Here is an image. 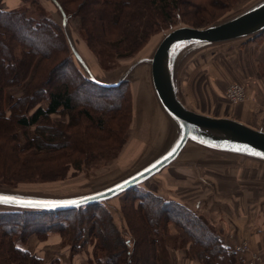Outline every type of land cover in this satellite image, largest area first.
Listing matches in <instances>:
<instances>
[{
	"label": "rangeland",
	"instance_id": "obj_1",
	"mask_svg": "<svg viewBox=\"0 0 264 264\" xmlns=\"http://www.w3.org/2000/svg\"><path fill=\"white\" fill-rule=\"evenodd\" d=\"M191 1L190 5H181L179 8L186 13V17H192V15H205L201 19L195 17L204 20L207 14H213L215 19L203 27H193L188 23L177 20L175 25L171 27L186 25L193 28H204L234 16L240 11L248 8L256 0H223L225 4L221 9L215 11L211 10L201 14H196L199 13L201 9H197L198 7L194 8L193 5L198 2L201 3L202 1L207 2V0ZM58 2L60 3V0ZM64 2L65 3H61L60 5L69 11L66 12L62 7L66 15H68L66 30L70 34L74 46L96 74L102 77L106 76L108 79H114L116 76L118 77L125 67L134 59L140 56H149L162 34L171 28H164L151 35L145 44L131 56L118 58L115 57V52L110 47L109 43L105 42L103 38L101 39L100 34L97 36L93 35V42L89 41L87 38L88 34H91L89 27L96 28V26H101V20L104 19L106 15V12L102 14L100 11L99 13L97 12V14L93 13L96 0L84 1V5L81 7V9L84 8L82 9L84 10L83 13L88 18L92 15V19L87 23L88 30L81 29L80 17L75 14L77 7H79L78 2L76 3L71 0H64ZM205 6L206 5L202 6V8ZM0 7L5 10H19L25 12V17L40 21L49 20L52 24L57 27L59 26L60 14L47 0H1ZM180 10H177L179 14L182 13ZM27 30L28 32L24 30L20 32L13 30V33H10L9 36V39L13 41V43L10 41L8 42L7 39L4 40V38L0 39V60L8 59V54L6 50H3V47H7L12 53L14 51L16 58H19L21 55L20 49L23 51L24 46L18 43H24L27 44V46H35L36 49L39 48L38 50H40L41 53L52 54L58 52L56 50L60 48V44L56 42V40L41 38V36H38L37 32L35 33L32 29H29V27ZM61 34L65 42L62 31ZM258 38L246 43L234 41L214 45L192 53L187 49L182 51L176 59V75L179 84L178 97L182 103L193 111L212 117H228L241 121L242 119H246L243 118V113L249 112H252L255 116V120L252 122H256L264 117V113H262L264 112V35L262 38ZM66 48L68 54L60 50V57L66 60L67 56L69 57L70 62L64 60V65H62L63 69L67 70L64 75L61 70L51 75V81L49 82L47 79L44 82V92L42 94L47 92L45 90H49V88L57 85V82L66 81L72 98L75 99L79 105L82 104L81 107L85 105L91 106L93 110V112L92 110L91 112L96 118L95 124L99 123L97 117L103 118L105 116L104 119L106 122L104 128L101 129H97V125L89 129L90 126L86 125L85 121L78 124L79 130H85L87 134L91 131V133H89L91 137L89 140L95 145L93 151L90 153L91 159L87 160L90 155L85 149L84 143L79 145L78 141L77 145L76 141L71 139H64L58 142L57 145L66 146L67 149L64 148V150H70L72 144L76 145L78 153L74 152L72 155L76 156L78 154V160L82 157V151L84 161H82L83 164L79 170L73 168L71 164L72 160L75 161L74 156L69 158L71 163H65V161H67L65 159L67 155L64 157L61 155L55 157L53 153L49 154V156L42 154L37 159L27 158L23 160V158H21L17 161L16 158L18 157L14 156L18 153L16 149L15 154H11L8 148L0 149V190H10L14 193L48 197L64 195L73 196L78 193L94 191L106 187L139 170L152 158L160 154L175 137V128L171 126L168 120H165L166 118L162 116L161 112L158 110V106L153 103L154 100L149 101L148 96L145 94L141 95L140 93L141 90L144 92L148 90L150 93L149 76L146 66L139 69L132 78L133 81H127L122 84L125 86H122L119 91L126 92L124 94L126 100L123 101L119 109V114L122 113V116L110 120L108 116L110 115V110L116 106L115 102L98 101L89 93L90 89L87 90L85 87H77L79 81L75 78L71 79L73 76L70 74L72 70H74V72L76 71L78 74H80V72L67 45ZM36 58L40 57L38 56ZM68 67L70 70H68ZM4 73V76H6V72ZM33 74L34 71L32 68L28 77L20 86L15 85L6 89L3 97V109L6 111V116H9L10 110H8V107L12 100L15 102L17 99L26 96L24 90L32 80ZM48 74L49 72L45 75L49 76ZM232 83L240 84L246 89V99L244 101L232 103L226 98L225 93L227 87ZM137 89L139 92H137ZM31 95L33 98V96L35 97L39 95V93H32ZM33 102L34 99L28 102L24 101V107L21 113H29L32 111L34 108H29ZM40 105L45 108L46 101H41ZM99 111H101L100 113L102 116H99ZM240 111L241 114H239ZM125 119L127 121L126 124ZM67 121V117L52 115L50 120H48V124L52 127L50 130L55 132L58 127L57 123H65ZM121 126H124L122 130L120 129ZM1 129L2 128H0V135H3ZM4 129H8V127ZM34 130V126L25 131L23 129H16V147L18 146L19 150H23L24 145L27 144L26 136L27 138L34 136ZM119 130H121L120 133ZM106 135L113 139H103L102 137ZM94 136H98L100 139ZM97 145L100 147L99 149L96 147ZM189 145L190 146L185 149L183 154L180 155V159L176 161V163L158 174L152 182H149L151 183L149 189L152 188L155 194L160 196L158 198H160L162 202L158 201L154 203L150 201V199H144L141 194L147 191L148 193L151 192L147 188L145 189L137 186V191H132V189L127 191L129 192L128 194L133 193L135 195L137 198H135V201L130 200L126 202V200L131 197H126L127 194L124 193L110 200L106 203L105 207L102 206L119 233L120 238L123 241L126 239L129 240L128 245H126L129 251H133V249L136 248L137 252H140V255L138 253L135 254V264H154V259L151 257L153 245L149 243V236L154 239L156 238L157 242H159L158 245L164 247L165 251L170 254L171 264H185L183 258L187 259L186 252L188 251L187 242L189 239H191V241L194 239L199 241V237H202L199 234V229L203 231H206L208 228L211 229L207 226L209 224L206 222L203 212L197 210L191 212L193 209L185 204L188 203L191 196L197 195V192H200L199 194L204 193L202 196L208 198L209 193L207 189L203 192V185L200 182L202 177L206 178L207 181L213 185H215V180L220 183L225 182L224 179L218 180L210 177V175L213 174L210 171L218 172L217 170H213L215 167L221 168L220 165L230 164V168L241 170L239 164L244 161V158L239 159L240 163H238V160L234 161L229 158L220 159L212 156L214 154L208 153L207 150L196 147L192 143H189ZM49 150L51 151V149ZM39 153L41 152L36 148H32L27 152L21 153V157L36 156ZM204 161H210L209 164L212 165L211 170H206L207 168H204ZM237 163L238 165H236ZM32 167H36V169L28 171V169ZM201 170L202 175H198ZM15 174H20L18 179H11L12 175ZM217 177L220 178L219 176ZM257 184L258 181L242 180L239 182V191L236 190L225 194L218 192L219 189L215 188L216 192L214 191V193H211V198L221 200L227 205L224 201L225 198H220L219 195H231V197L229 196L230 200H234L231 201V204L245 203L244 215L247 219L242 223H248L251 218L258 217L259 215L260 217L264 216V208H257L255 204L257 203V200L255 201L256 197L251 196L249 192L250 190L256 189L258 186ZM167 193H174L183 198V204L185 205V207L183 206V212L194 220V224L187 223L189 220H185L180 216V219L186 221L183 226L174 220V216H171L173 219L166 217V211H164L166 213H158V209H162L164 205H166V209H169V205L165 203L170 201V196ZM137 194L139 195L138 197L136 196ZM140 201L147 204L140 206L138 205ZM2 210L4 211V209ZM91 212L92 213L88 212L82 214L80 218L73 216V213L69 216L62 215L60 219L45 217L42 219L36 218L34 220L30 219L31 216L18 219L15 217V220H4L10 219L9 215L18 214L0 213V217L3 216V218H0L2 219L0 220V240L1 236L5 234V229L2 226L3 224L10 226L18 225V233L21 232L20 229H23L24 232H22L28 234L25 244L29 242L28 246L33 251H37L38 246L46 247L50 248L49 252L51 254L57 255L62 253V259L67 261V264H99L96 263V259L93 257V253L95 254L97 249L98 252L101 251L99 250L100 239L98 237L101 238L102 235H106L109 242H112L110 240V237H112V229L108 227L107 223L102 218L101 212ZM4 215L8 216L5 217ZM69 217H76L75 221L78 228L83 226L85 231L90 228L91 233L89 232V235L85 238L86 242L80 245L83 240L78 238H73L72 240V229H70V231L64 229L61 233L54 229V231L48 232V235H52L49 237L50 239H47L48 236L46 237L44 235L43 229L45 228L43 227H47L48 224L57 225L61 222L66 223ZM20 222L25 224L22 226ZM53 222L56 223L52 224ZM205 223H207V225ZM70 225L72 224L70 223ZM133 225L138 226V230L143 229V231L136 233L132 228ZM53 228L57 227L54 226ZM151 229L153 230L152 233ZM36 230L38 235L35 234ZM211 231L213 230L211 229ZM15 237L16 240L19 239V235L18 237L15 235L14 239ZM136 240L142 244L141 247L139 246L140 248L136 247ZM189 243L190 242H188V244ZM5 249L9 248H7L6 245L2 247V253L4 254L6 252ZM74 249H77L78 252H74ZM117 253L113 254L106 251L104 255L113 254L114 259L119 260L120 255ZM14 258H16L15 255H13L10 263H8L12 264ZM17 260L21 261L20 259ZM50 264L61 263L55 259L52 260Z\"/></svg>",
	"mask_w": 264,
	"mask_h": 264
},
{
	"label": "trees",
	"instance_id": "obj_2",
	"mask_svg": "<svg viewBox=\"0 0 264 264\" xmlns=\"http://www.w3.org/2000/svg\"><path fill=\"white\" fill-rule=\"evenodd\" d=\"M71 1L76 3L78 2L79 7H77L75 14L80 17L81 29L88 30L87 23H89V21L92 19V15L90 16V18H88L83 13L84 10L82 9L84 8L81 9L82 5H84V1L88 0ZM191 2V0H96V6H94L95 10L93 13L97 14V12L99 13L100 11L102 14L106 12V15L104 16L105 18L101 20V26H96L97 29L89 27L91 30V34H88L87 38L89 39V41L93 42V35L97 36L98 34H100L101 39L103 38L105 42H108L112 50H114L115 57H129L134 54L137 50H139L140 47L145 44V42L151 35L158 32L159 30L169 28L175 25L177 20L183 21L184 23H188L193 27H203L215 19L213 14H207V17L204 20L200 19L203 18V16L205 15H192V17H186V13L181 11L179 8L181 5H190ZM61 3H65L64 0H60V4ZM224 4L225 2L223 0H207V2H198L193 6L194 8L198 7L197 9H201L199 13H196L201 14L204 12L207 13L211 10L215 11L221 9ZM204 5L206 6L202 8V6ZM64 10L66 12H69L65 8ZM177 10H180L182 13L179 14ZM195 17L200 19H197ZM28 27L29 29H32V31H34L35 33L37 32L38 36H41V38L56 40V42L60 44V48L56 50L58 51L56 53H41V51L38 50L39 48L36 49L35 46H27V44L18 43L24 46L23 51L20 49L21 55L19 59L16 58L14 51L12 53V51L10 52L7 47H3V50H6V53L8 54V59L0 60V128H2L1 131L3 132V135H0V141L2 144H0V149L8 148L11 154H15L16 149L18 153H16V155L14 156L18 157L16 158L17 161H19L21 158H23V160H26L27 158L37 159L42 154H46L47 156H49V154L53 153L55 157H59V155L64 157L67 155L65 157V159L67 160L65 161V163H68L70 162L69 158H72V156H74L75 161L72 160V163H70L72 164L73 168L79 170L81 165L83 164L82 161H84L82 151V157L78 160V154L76 156L72 155L74 152L78 153V148L76 145L72 144L70 150H64V148L67 149L66 146H62L60 144L57 145V143L63 141L64 139L74 140L76 141L77 145L78 141L79 145L84 143L85 149L90 155L87 160L91 159L90 153L95 147L93 142L89 140V138H91L89 134L91 133V131H89V133L87 134L85 130H79L78 124L82 121H85V124L90 126L89 129H92L94 125H97V129H101L104 128V124L106 122V120L104 119L105 116L103 118L97 117L99 123L95 124L96 118L92 114L93 110L91 106L89 107L85 105L87 107H81L82 104L79 105V103L72 98L66 81L57 82V85H54L53 87L49 88V90H45L47 92H45V94H42L44 92V82L47 79L50 82L52 78L50 77L51 75L56 73L58 70H61L64 75L65 71L67 70L63 69L62 66L64 65V60L66 59L60 57V50L68 54L64 39L61 34V30L56 25L52 24L49 20H36L33 18L25 17V12H21L19 10H5L0 7V39L4 38V40L7 39L8 42L10 41L13 43V41L9 39L10 33H13V30L18 32L24 30L28 32ZM38 56L40 58H36ZM68 61L70 62V59L67 56L66 62ZM32 68L34 74L32 76V80L27 85L28 87H25L24 91L26 96L24 98L17 99L15 102L12 100L13 103L11 102L8 107V110H10L9 116H6V111H4L3 109V97L6 92V89L15 85L20 86L22 82L26 80L28 74H30V70ZM68 70H70L69 67ZM3 71L6 72V76H4L5 73ZM48 72L49 76H46L45 74H47ZM71 72L72 73L70 75L73 76L71 79L75 78L77 81H79L77 87L80 86L87 88V90L90 89L89 93H91V95L96 100L104 102H115L116 106L113 107L112 110H110L111 112L109 111L110 115L108 116V118L110 120H114L116 117L122 116V113L119 114V109L123 101L126 100V96L124 95L126 92L119 90L122 86L125 85H121L117 88H106L87 81L76 71L74 72V70H72ZM37 92L39 93V95L35 97L33 96L32 98L31 94H37ZM33 99L34 102L30 105L29 109H31L32 107L34 109L29 113H21L24 107L23 102H28L29 100ZM41 101H46L45 108L40 105ZM100 112L101 111L98 112L100 114L99 116H102ZM52 115H60L68 118V121L65 123H57L58 127L56 128L57 130H55V132H52V130H50V128L52 127H50L48 124V120H50ZM126 123L127 121L125 119V124ZM4 125L5 127H8V129H4ZM33 126L35 127L34 136H32L31 138H27V136L25 135L27 139V144L24 145L23 150H19L18 146L16 147V129H23L25 131L26 129ZM124 126H121L120 129L122 130ZM121 130H119V133ZM107 135L101 137L103 139H113L112 137ZM94 137L100 139V137L98 136ZM96 147L98 149L100 148L98 145ZM32 148H36L38 151H40V155L37 154L36 156L21 157V153L27 152ZM49 149H51V151ZM31 169H36V167L30 168L28 169V171H30ZM19 175L20 174L12 175L11 179L16 180L18 179ZM135 189L136 188L132 189V191L138 190ZM128 193L129 192L125 193L127 194L126 197L128 196V198H131L127 199L126 202L130 200L135 201V195L133 193ZM136 196L138 197L139 195L137 194ZM141 196L144 199H150V201L154 203L161 201L160 198L155 197L154 195L148 192L142 193ZM165 203L169 205V209H166V205H164L162 209H158V213L167 212L166 217L173 219L172 217L174 216V220L182 224L183 226L186 222V219L189 220L187 221V223L194 224V220L191 219L188 214H185L183 212V208L185 207V205L178 203L174 200H170L169 202ZM144 204L147 203H142V201L138 202V205L140 206ZM188 210L191 211L190 209ZM91 211L101 212L102 218L107 223L108 227L112 229V237H110V240L112 242H109L108 237L106 235H102L101 238L98 237L100 239L99 250L101 251L98 252L97 249V252L95 254L93 253V257L94 259H96V263L135 264V254L138 253L136 248H134L133 251H129V249L126 247V245L128 244L126 243V241H123L120 238L119 233L117 232L111 219H109L106 211L101 205L97 204L87 206L79 210L9 215L10 219L4 220H15V217L18 219L24 218L26 216H31L30 219L33 220L36 218L42 219L45 217L60 219L62 215L69 216L73 213V216H77L78 218H80L82 214L88 212L92 213ZM4 216L6 217L8 215ZM180 216L185 220L180 219ZM0 218H3V216H1ZM75 219L76 217H69L66 220V223L61 222L57 225L48 224L47 227H43L45 228L43 229L44 235L47 237L48 232L52 230L54 231V229L55 231L57 230V232L60 233L64 229H68V231L72 229V240L73 238H78L83 240L80 245L82 243H85V238L87 237V235H89V232L91 233L90 228L87 231L84 230L83 226L78 228ZM20 223L22 224V226L25 224L23 222ZM54 223L56 222H53L52 224ZM70 223L72 225H70ZM205 224L207 225V223ZM2 226L5 229V234L1 236L0 240V264H9L10 260L13 258V255H15L16 258H14L12 264L42 263L40 259L36 258L34 255H30V253L25 250V243L27 241L28 234L23 233V229H20L21 232L18 233V225L10 226L7 224H3ZM54 226H56L57 228H53ZM132 228L135 230L136 233L143 231V229L138 230V226L136 225H133ZM210 228L212 229V227ZM211 229L208 228L206 229V231L199 229V234L202 236L199 237L201 241H197L194 238V240L192 241L191 239H189L188 242L190 243L188 244L187 242L188 251L186 252V258L190 260H197L200 264H231L228 260V256L226 255V251L221 247L216 234L214 233V231H211ZM152 232L153 230L151 231V233ZM35 234L38 235L37 230ZM15 235L17 237L19 235L18 240H16V237L14 239ZM136 242V247L142 246V244H140V242H138L137 240ZM149 243L153 245L151 257L154 259V264H171L170 254L165 251L164 247L158 245L159 242H157L156 238L154 239L149 236ZM5 245L9 249H5L6 252L4 254L2 253V247ZM73 251L78 252L77 249H74ZM106 251L113 254L118 252L117 254L120 255L119 260L114 259L113 254L104 255ZM138 254L140 255V252ZM17 259H20L21 261Z\"/></svg>",
	"mask_w": 264,
	"mask_h": 264
},
{
	"label": "water",
	"instance_id": "obj_3",
	"mask_svg": "<svg viewBox=\"0 0 264 264\" xmlns=\"http://www.w3.org/2000/svg\"><path fill=\"white\" fill-rule=\"evenodd\" d=\"M60 14L59 28L64 34L66 45L72 54L81 76L89 82L106 87L117 88L127 81H133L139 69L147 67L150 93L141 90L158 106V110L175 128V137L164 150L152 158L146 165L132 174L94 191L78 193L73 196H39L0 190V213H49L53 211L79 210L92 205L104 206L110 200L136 188H147L156 197L149 186L158 174L180 159L185 149L194 144L216 158L231 160H254L264 163V117L254 127L228 117H212L187 108L178 97V78L176 75L177 57L185 49L194 52L223 43L251 41L264 33V0H256L248 8L223 21L204 28L186 25L171 27L165 31L149 56H140L130 62L121 74L108 79L96 74L84 60L73 44L66 30L68 15L57 0H47ZM147 89V88H146ZM134 90V89H133ZM137 92L139 90L137 89ZM210 161H204L206 170H211ZM240 163V161L238 162ZM238 163L236 165H238ZM241 162L240 167H244ZM215 170L224 172L230 164L220 165ZM241 173V172H240ZM242 174V173H241ZM198 175H202L199 171ZM203 189L209 186L206 178L200 179ZM165 191V190H163ZM173 198L174 193H167ZM189 204L195 210H201L208 203L207 197L191 198ZM4 209V211L2 210ZM2 211V212H1ZM224 218V217H223ZM226 221V220H225ZM129 243V240H125Z\"/></svg>",
	"mask_w": 264,
	"mask_h": 264
},
{
	"label": "crops",
	"instance_id": "obj_4",
	"mask_svg": "<svg viewBox=\"0 0 264 264\" xmlns=\"http://www.w3.org/2000/svg\"><path fill=\"white\" fill-rule=\"evenodd\" d=\"M263 35L261 34L260 36H258L259 38H257L260 39L263 37ZM239 114H241V111L239 112ZM243 115V118L246 119H242L240 122L251 127H254L256 122H261V119L256 122H252L255 120V116L252 112L243 113ZM242 162L245 163L243 164L244 167L241 166V170L227 168L224 169V172L220 173L210 171L213 173L210 175L211 178L218 180L224 179L225 182L220 183L219 181L215 180V185L210 183L207 188L205 187L203 189V192L205 191V189H207L209 193L208 203H206L205 208H202L198 211L203 212L206 222L210 227H212L221 247L226 251V255L228 256V260L231 264H243L241 258H239V256L233 250V247L241 241H246L249 252L251 254L260 255L262 258V264H264V216L260 217L259 215L258 217L251 218L248 223H242L247 219V217L244 215L245 203L231 204V201H234L230 200L229 196L231 197V195H219L220 198H225L224 201L227 203V205H225L221 200L211 198V193H214L215 188L219 189L218 192H222L225 194L227 192L238 190L239 182L242 180L258 181V186L256 187V189L250 190L249 192L251 196L256 197L255 201L257 200V203L255 204L257 208H264V163L254 160H244ZM241 171L243 174L240 173ZM214 174L219 176L220 178H218ZM197 193V195L191 196V198H200L202 197V195H204V193ZM174 195L175 196H173L171 200L183 204V198H181V196L179 195ZM185 205L190 206L193 209L192 212L196 211L194 206L189 204V202ZM51 235H48L47 239H50L49 237ZM28 245L29 242L28 244H25V250L34 255L36 258L40 259L42 261V264H50V262L55 259L58 260L61 264H65L67 262L62 259V253H59L57 255L51 254L49 252L50 248L40 246L37 247V251H33ZM183 259L185 261V264H199L197 260H188L185 258Z\"/></svg>",
	"mask_w": 264,
	"mask_h": 264
},
{
	"label": "built area",
	"instance_id": "obj_5",
	"mask_svg": "<svg viewBox=\"0 0 264 264\" xmlns=\"http://www.w3.org/2000/svg\"><path fill=\"white\" fill-rule=\"evenodd\" d=\"M226 98L232 102H241L246 99V89L237 83H232L227 87ZM235 253L241 258L243 264H262L260 255L251 254L246 241H241L233 247Z\"/></svg>",
	"mask_w": 264,
	"mask_h": 264
},
{
	"label": "snow or ice",
	"instance_id": "obj_6",
	"mask_svg": "<svg viewBox=\"0 0 264 264\" xmlns=\"http://www.w3.org/2000/svg\"><path fill=\"white\" fill-rule=\"evenodd\" d=\"M4 198L3 197H0V201H2Z\"/></svg>",
	"mask_w": 264,
	"mask_h": 264
}]
</instances>
